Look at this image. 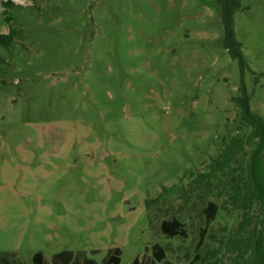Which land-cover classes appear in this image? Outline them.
<instances>
[{"label": "rangeland", "instance_id": "obj_1", "mask_svg": "<svg viewBox=\"0 0 264 264\" xmlns=\"http://www.w3.org/2000/svg\"><path fill=\"white\" fill-rule=\"evenodd\" d=\"M241 3L244 83L264 119V0ZM10 27L12 44L0 46L5 264L78 251L101 263L114 247L121 264H155L154 245L161 264H188L186 254L258 264L264 204L247 199L256 143L232 100L241 76L217 0H0V34ZM209 202L218 212L206 227ZM172 217L187 238L162 234Z\"/></svg>", "mask_w": 264, "mask_h": 264}, {"label": "trees", "instance_id": "obj_2", "mask_svg": "<svg viewBox=\"0 0 264 264\" xmlns=\"http://www.w3.org/2000/svg\"><path fill=\"white\" fill-rule=\"evenodd\" d=\"M5 3H8V1H5ZM217 6L221 16L223 44L228 49L232 58L238 61L241 76V84L239 86L240 94L238 97H234L232 100L240 108L241 119L243 123L247 127L251 128L249 141L256 143V147L252 151L250 161L248 163V178L251 182V189L250 193L247 194V199L252 200L255 198L264 204V166L261 162V154L264 150V119L261 116L256 115L251 108L250 95L244 83V75L248 68V64L242 51V43L236 37L234 26V17L236 13L242 8V3L241 0H217ZM7 19H10V17ZM15 32V29L10 27L8 34H0V46L8 48L13 42ZM237 146L239 148L241 145L238 143ZM237 146L236 148L230 150L231 155L237 150ZM229 158L230 157L228 156L226 159L229 160ZM217 212V205L215 203L209 202L207 209H205L206 227L215 221ZM160 230L162 234L169 239L176 237H188L186 224L176 217L163 220L160 225ZM202 242V239H200L198 243L199 247L202 245ZM98 253L99 251L91 252L92 255H96ZM165 254L166 252L161 246H153L152 255L155 259V264H161L164 262ZM257 258L258 264H264V256L262 258ZM185 259L188 261L190 260L188 264H197L199 260L198 255H195V257L191 258L187 254L185 255ZM121 260V248L114 247L106 253L101 263H98L93 258H89L86 252L78 251L76 253L67 252L55 254L52 257V264H121ZM6 261L7 259H4L3 256L0 255V264H5ZM33 263L48 264L42 252H37L34 254ZM133 264H142L141 259L139 260V258H136L133 261Z\"/></svg>", "mask_w": 264, "mask_h": 264}]
</instances>
